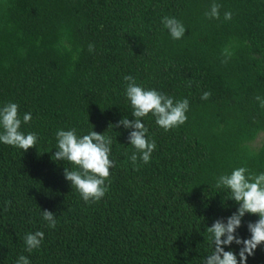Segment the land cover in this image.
Instances as JSON below:
<instances>
[{"label": "trees", "instance_id": "trees-1", "mask_svg": "<svg viewBox=\"0 0 264 264\" xmlns=\"http://www.w3.org/2000/svg\"><path fill=\"white\" fill-rule=\"evenodd\" d=\"M213 4L218 19L205 16ZM165 17L186 28L182 38ZM128 75L189 101L185 123L168 131L151 113L140 118L156 147L135 166L131 129L116 126L135 119ZM9 102L20 131L38 139L27 152L0 142V264L21 255L30 264H203L214 251L207 228L238 208L218 178L239 167L264 173V0H0V107ZM60 129L112 138L98 202L65 179L75 165L52 159ZM258 218L246 213L237 234L249 238ZM37 231L44 238L29 253L24 238ZM241 247L225 250L239 259ZM247 264H264V244Z\"/></svg>", "mask_w": 264, "mask_h": 264}, {"label": "clouds", "instance_id": "clouds-1", "mask_svg": "<svg viewBox=\"0 0 264 264\" xmlns=\"http://www.w3.org/2000/svg\"><path fill=\"white\" fill-rule=\"evenodd\" d=\"M219 8L220 5L213 4L205 16L218 19ZM224 18L230 20L232 13L225 12ZM162 23L173 39H180L185 34L186 28L175 18L165 17ZM93 50L94 46L89 44V51ZM124 79L128 82L126 96L130 100L132 116L135 119L124 117L116 126L123 125L124 128L131 129L128 140L136 149L130 156L133 165L135 166L138 160L147 164L156 144L154 140L147 139L148 129L140 118L151 113L156 117V124L168 131L185 123L189 101L185 98L174 103L171 97L155 89L139 86L131 75L125 76ZM210 95L209 92H204L201 98L207 100ZM18 108V104L13 102L0 107V128L3 129L0 132V142L27 152L35 147L38 137L34 132L25 134L20 131L22 121ZM31 119L30 113L23 115V123L27 124ZM56 138L57 149L52 159L66 160L76 166V170L64 168L65 179L80 193L85 202L94 203L101 200L108 191L106 181L110 184V168L114 167V162L110 159L112 138L94 130L78 136L75 129H60L56 132ZM246 173L248 170L245 167H239L230 175H221L217 180L216 187L227 188L231 193L229 198L238 204V208L226 219H216L207 228L214 251L204 259L203 264H247L248 257L253 256L257 247L264 244V173ZM246 213L257 215L259 218L247 224L250 237L243 239L237 234V229L241 227L242 218ZM43 219L50 227L55 228L56 219L52 211L43 210ZM43 238L44 233L41 231L26 234V250L31 253L39 248ZM233 243L242 245L238 253L239 259L234 251L225 250V246L230 247ZM16 264H30V261L28 257L21 255Z\"/></svg>", "mask_w": 264, "mask_h": 264}]
</instances>
